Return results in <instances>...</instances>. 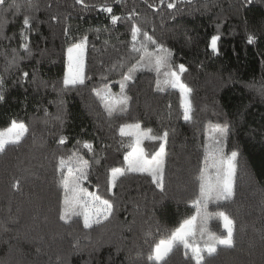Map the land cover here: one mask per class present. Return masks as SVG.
I'll return each mask as SVG.
<instances>
[{
	"label": "trees",
	"instance_id": "16d2710c",
	"mask_svg": "<svg viewBox=\"0 0 264 264\" xmlns=\"http://www.w3.org/2000/svg\"><path fill=\"white\" fill-rule=\"evenodd\" d=\"M170 2L18 0L17 11L7 0L0 6L5 96L0 130L13 119L29 129L19 145H7L0 153V264H155L148 260L154 245L195 215L192 202L206 167L205 144L212 128L225 124L224 153H238L235 195L209 209L233 219L235 244L218 246L211 257L204 253L205 264H264V0H175L169 9ZM105 3L122 17L117 24L100 10ZM132 12L137 15L128 19ZM25 16L31 21L27 40L21 37ZM133 23L170 51L171 66L157 74L146 57L127 82V110L110 117L93 89L121 95L123 75L143 55L130 51ZM214 35L220 37L218 54L209 47ZM84 36V84L65 88L66 51ZM21 43L28 44L31 55ZM13 50L17 65L5 71ZM148 51L154 56L155 46L148 45ZM171 71L191 90L188 122L181 93L165 83V72ZM136 123L154 136L168 133L164 192L151 175L138 172H126L109 191L110 169L125 165L132 146V138L122 137L119 129ZM61 136L66 137L62 145ZM85 141L91 149L83 147ZM160 143L143 142L148 158ZM77 156L88 161L80 187L115 206L109 220L91 229L83 228L81 216L73 215L67 224L59 219L64 189L57 167L61 157L78 167ZM208 228L226 234L219 219L210 220ZM191 256L178 245L164 264H195Z\"/></svg>",
	"mask_w": 264,
	"mask_h": 264
},
{
	"label": "snow or ice",
	"instance_id": "6c2138e0",
	"mask_svg": "<svg viewBox=\"0 0 264 264\" xmlns=\"http://www.w3.org/2000/svg\"><path fill=\"white\" fill-rule=\"evenodd\" d=\"M7 0H0V6H4ZM115 3H119L120 0H114ZM77 4L82 3V0H76ZM163 3V0H161ZM152 7V5H149ZM11 7L19 11L21 5L18 0H12ZM167 7L172 9L175 7V0L168 3ZM100 10L110 15V22L115 25L122 19L121 16L112 14L113 7L111 4L105 3L99 6ZM137 15L135 12L129 14L128 19ZM55 19V17H53ZM30 18L25 16L23 19V29L21 30V37L23 40H27L26 32L30 29ZM68 29H65V35L68 34ZM143 35V40L138 41V37ZM132 43L130 51L132 53H143L137 64L133 65L129 71L123 75V82L120 83V96L111 95L110 89L99 90L93 89L95 95L101 101L105 111L111 117L117 110L126 111L128 100L130 99L124 94L127 82L133 79V73L138 70L139 66L143 64L147 57L148 62L153 64L154 70L157 74L160 73L161 68H168L170 63V51L163 45L158 44L147 32L142 30L135 24L131 27ZM87 36H84L79 42L72 44L67 49L69 54V64L65 71L63 84L65 88L69 86L75 87L76 85L84 84L83 76V64L82 56L85 47L87 46ZM220 39L219 36H212L209 42L210 49L218 54L217 42ZM254 35H248L247 42L249 44L254 43ZM139 43V47L137 44ZM148 45L155 46V55L148 51ZM20 47L29 55L31 51L27 43H21ZM17 54L13 50V55L10 60L7 61L5 71L17 65ZM179 71L182 73L186 69L183 64L179 65ZM153 70V69H149ZM165 75L169 78L165 80V83H170L173 88H179L182 95L181 107L183 109V119L188 122L192 119V106L190 101L185 97L190 93V89L180 82V77L176 71L165 72ZM22 76L27 79L29 73L24 72ZM4 96V80L0 77V102H3ZM139 123L121 125L119 129L120 135L123 136H136V146L133 151L125 155L124 159L127 163V168L115 167L110 169L109 173V191L115 187L119 178L123 177L126 172H147L152 176V181L156 187L164 192L163 176H164V157L165 144L167 142L168 133L164 132L162 136H154L151 134V130H140ZM29 131L27 126L22 121L13 119L9 126L3 130H0V153L6 150L7 145H19L25 134ZM212 132L214 134V146L213 150L208 152V145L205 144V163H208L210 158L212 163L211 167L215 169V175L212 176L207 173L206 168H201L199 176V196L193 201V207L196 208V214L184 219L178 227H176L167 239H162L154 245L151 254L148 256L150 262L155 264H164L167 257L173 251V249L182 245L184 249L190 250L192 253L191 258L195 261V264H205V255L211 257L217 252L218 246L231 249L234 247V230L235 223L225 212L219 211L217 213H209L207 210L208 203L215 202H228L231 201L235 195L234 193V176H235V161L238 157L237 151H232L230 155L225 154L221 145V140H226L229 133V127L227 124L224 126L216 125ZM141 137L152 140H160V148L156 155L151 160L142 158V153L139 150V144ZM66 137L61 136L58 143L64 144ZM77 143H80L77 141ZM83 147L91 149V143L83 142ZM138 153H140L138 155ZM75 155V154H74ZM76 163L78 167H73V161L70 158L65 161L63 157L60 158L57 171L60 173V183L64 189V198L62 200V206L60 209L59 219L64 223H69L72 216H81L83 218V228L91 229L94 225H99L104 221L110 219L115 211L114 204L108 200L103 199L100 195L80 187V182L87 179V167L88 161L83 160L82 157H76ZM64 169H67V175L64 174ZM18 186L14 184V187ZM213 218L219 219L222 224L223 230L226 235H218L211 232L208 228L209 221ZM199 233L201 239H204V246L201 247L196 242V235ZM191 240V242H190Z\"/></svg>",
	"mask_w": 264,
	"mask_h": 264
},
{
	"label": "rangeland",
	"instance_id": "374dc122",
	"mask_svg": "<svg viewBox=\"0 0 264 264\" xmlns=\"http://www.w3.org/2000/svg\"><path fill=\"white\" fill-rule=\"evenodd\" d=\"M68 57H69V54H68V52L66 51V67H65V71L67 70V68H68V64H69V58H68ZM84 58H85V49H84L83 56H82L83 76H84ZM64 74H65V73H64ZM170 87H172L171 84H170ZM172 88H173V87H172ZM174 89H177V90L181 93V91H180V89H179L178 87H177V88H174ZM113 96H114V95H113ZM117 97H118V96H117ZM185 98H187V96H186ZM215 126H216V125H215ZM215 126H214V127H215ZM220 126H223V125H220ZM214 127H213V128H214ZM213 128H212V129H213ZM140 130H143V129H140ZM129 137L132 138V146H131V149H130V152H129V153H131V152L133 151V148L137 147V146H136V136H135V135H131V136H129ZM147 140H150V139H146V138L141 137V142H140V144H139V150H140V153H142V158H143V159L151 160L156 154H155L153 157H151V158H148V157L146 156V153H145L144 148H143V142H145V141H147ZM213 146H214V134H213V132H212V130H211L210 135H209V143H208V152H209V153L213 150ZM220 146L223 148V151H224V142H223V140H221V145H220ZM159 148H160V146H159ZM159 148H158L157 152L159 151ZM157 152H156V153H157ZM129 153H128V154H129ZM140 153H138V155H139ZM228 155H230V153H229ZM211 163H212V161H211V159L209 158V159H208V163L206 164V167H205V168H206L208 174L214 176V175H215V169L211 167ZM121 168H127V163L125 162V165H124L123 167H121ZM138 173H147V172H138ZM67 174H68V173H67ZM147 174H148V173H147ZM212 204H216V203L210 201V202L208 203V205H207V210H208L209 213H214V212H211L210 209H209V206L212 205ZM195 214H196V213H195ZM225 235H226V234H225ZM196 242H197L198 244H199V243H202V245L199 244V246H201V247L204 246L205 241H204V239H201L199 233H198V236H197V238H196ZM206 254H207V253H206Z\"/></svg>",
	"mask_w": 264,
	"mask_h": 264
}]
</instances>
